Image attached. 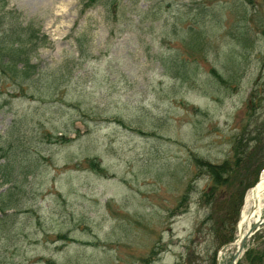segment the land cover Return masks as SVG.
<instances>
[{
  "label": "rangeland",
  "instance_id": "obj_1",
  "mask_svg": "<svg viewBox=\"0 0 264 264\" xmlns=\"http://www.w3.org/2000/svg\"><path fill=\"white\" fill-rule=\"evenodd\" d=\"M97 1L8 0L48 39L29 79L0 67V264H231L211 214L239 220L264 170V0ZM236 145L251 187L214 203L196 160Z\"/></svg>",
  "mask_w": 264,
  "mask_h": 264
},
{
  "label": "trees",
  "instance_id": "obj_2",
  "mask_svg": "<svg viewBox=\"0 0 264 264\" xmlns=\"http://www.w3.org/2000/svg\"><path fill=\"white\" fill-rule=\"evenodd\" d=\"M97 2V0H87L86 6L93 5ZM7 4V0H0V26L3 25V19L5 18L10 22V28L7 29L6 34H3V32H1L0 30V67L3 72L7 70L11 71L13 73L12 76H14L15 80L17 78L29 79L32 76V71H34L36 67V65L32 64L31 62L32 53L37 50L39 46L46 44L47 36L45 34H40L41 29L39 27H36L32 20L27 22L26 25H22V14L16 10H8L6 8ZM20 63L23 64L21 68L18 67ZM213 71L216 72L215 69ZM19 80L16 81L19 82ZM241 144L243 145V142ZM247 158H250V152H248L247 150L245 151V148L241 149L239 145H236L234 147L232 158L227 159L222 163H212L210 161H204L201 158H197V165L200 168H205V172H207L211 176L212 181L214 182L212 190L210 192L207 191L208 194H206V196H211L212 199H210L214 200L215 203L216 195L212 194H214L216 188H222L225 186V184H234L233 187L236 189L232 194L233 196L237 194V197L240 199L239 201H242L245 191L249 187H251V185L247 186L246 188L244 187V177L247 175L245 170L247 167ZM91 165L93 168H98L99 166L96 161H92ZM261 169L262 167L258 170L255 169V171L250 170V174L252 172L256 174ZM241 171L244 172H242L241 174ZM237 176L240 177L237 178ZM9 180L10 178L7 170V165L6 163L2 162V157H0V186L9 183ZM229 198L231 199V197ZM0 208H5L1 195ZM220 210L223 211V209ZM229 210L230 209H227V214L230 213ZM218 211L219 210L213 211L211 215L212 219L216 217L217 223L224 226L223 229L219 226H216V228L214 227L216 238L220 239V246L221 244H224L234 238V226L238 221V216L236 215V213H238L239 208L237 205L235 209V219L237 221L233 222L228 220L227 214L224 215L223 219L221 217H217L222 216V211ZM229 225H231V227H229ZM224 230H226V232H224ZM250 254L252 253H246V260L251 264L259 262L264 256L263 255L262 257L256 258L254 256L251 257ZM240 264L242 263L240 262Z\"/></svg>",
  "mask_w": 264,
  "mask_h": 264
},
{
  "label": "bare ground",
  "instance_id": "obj_3",
  "mask_svg": "<svg viewBox=\"0 0 264 264\" xmlns=\"http://www.w3.org/2000/svg\"><path fill=\"white\" fill-rule=\"evenodd\" d=\"M264 210V170L261 180L251 188L246 196L245 205L242 211V217L239 223L240 233L244 234L241 251L244 247L243 241L247 239L248 228L253 227L256 222L262 218Z\"/></svg>",
  "mask_w": 264,
  "mask_h": 264
},
{
  "label": "water",
  "instance_id": "obj_4",
  "mask_svg": "<svg viewBox=\"0 0 264 264\" xmlns=\"http://www.w3.org/2000/svg\"><path fill=\"white\" fill-rule=\"evenodd\" d=\"M264 223V218L260 219L257 221V223L251 228V230L249 231V235L252 234V232L259 227L260 225H262ZM242 239H243V234L240 233V236L237 238V240H235L234 245V252H233V257H232V264H237V258L238 255L241 251V243H242ZM244 243V241H243Z\"/></svg>",
  "mask_w": 264,
  "mask_h": 264
}]
</instances>
